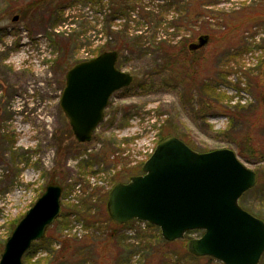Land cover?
<instances>
[{
    "label": "rangeland",
    "instance_id": "1",
    "mask_svg": "<svg viewBox=\"0 0 264 264\" xmlns=\"http://www.w3.org/2000/svg\"><path fill=\"white\" fill-rule=\"evenodd\" d=\"M216 1L221 10L254 0ZM29 2L0 0V260L17 224L46 186L57 182L64 189L60 216L47 230L46 242L34 244L25 254L24 264L60 250L61 239L69 232L92 238L101 251L90 261L76 256L75 263L67 264H126L128 252L118 254L113 250L117 244L102 248L113 227L102 195L116 183L141 175L151 151L169 130L200 153L232 149L247 168L256 171L258 182L244 193L240 205L264 220L260 175L264 174V25H247L240 36L213 39L201 34L209 36L208 43L189 49L191 53L183 57L185 68L174 77L157 69L163 62L157 52L128 53L121 69L133 75V83L113 93L91 141L80 143L60 107L70 68L105 45L113 30H125L129 23L134 35L143 32L152 38L153 31L158 37L169 35L177 55L181 40L200 26L209 27L204 23L208 18L197 26L167 30L168 21L174 19L170 12L162 25H144L136 31V23L143 22L142 5L156 7L159 1L136 0L129 14L116 10L113 0H48L40 9L24 10ZM236 41L243 45L235 47ZM96 190L89 201L95 224L85 227L75 214L67 216ZM62 221H68V227L62 228ZM140 224L121 228L126 244ZM201 235L186 234L155 257L146 254L148 263L135 253L130 264H223L188 255V242ZM259 264H264V254Z\"/></svg>",
    "mask_w": 264,
    "mask_h": 264
},
{
    "label": "water",
    "instance_id": "2",
    "mask_svg": "<svg viewBox=\"0 0 264 264\" xmlns=\"http://www.w3.org/2000/svg\"><path fill=\"white\" fill-rule=\"evenodd\" d=\"M208 41L209 36L202 35L189 49L197 50ZM118 58L117 51H107L67 71L60 107L80 143L92 139L113 93L133 83V75L117 67ZM142 170L110 191L107 209L114 223L139 220L154 225L168 242L201 231L202 236L188 242L192 255L223 264H259L264 220L240 205L243 194L256 186L258 174L232 149L200 153L169 135ZM63 190L57 182L46 186L8 238L0 264H24L25 254L59 218Z\"/></svg>",
    "mask_w": 264,
    "mask_h": 264
},
{
    "label": "trees",
    "instance_id": "3",
    "mask_svg": "<svg viewBox=\"0 0 264 264\" xmlns=\"http://www.w3.org/2000/svg\"><path fill=\"white\" fill-rule=\"evenodd\" d=\"M47 1L48 0H30V2L26 6V9L24 10L40 9L47 3ZM157 1H159V3L156 7H151L150 5H142L141 11L139 12L141 14V20H143V22L138 21L136 23L138 27L136 31H139V27H144V25L151 27H158L159 25H162L163 23L167 22L165 20V16L168 15L170 12H173L174 19L172 18L173 20L168 21L169 25L167 27V30L173 27L177 28V30L179 31L186 27L189 28V25L197 26L198 23L202 22V20L205 18H208V21L206 20L204 23L208 24L209 27L200 26V29H198L197 31L192 30L190 35H188L185 39L181 40V47L179 51L180 53L176 55L175 50L177 47L176 45L172 44L169 35L158 37L156 35V32L154 31L153 33L155 35L152 38H150L149 35L145 36L143 32L141 34L136 33L134 35L129 30V27L131 26L129 23L131 22V17L127 16V23H129V25L125 24L126 29L113 30L109 35L111 39L108 40L105 45L98 48L97 51L92 54L91 57L86 58L85 60L96 57L101 53L107 51H117L119 54L117 67L121 69V67L124 66L129 60L127 57L128 53H130L128 55H147L151 51H154L157 52V55L161 56L160 59H162L163 61L161 65H158L157 69L160 71H164L169 75L171 74V76H177L179 74L178 70H182L185 68V61L187 59H184L183 57L184 55L191 53L188 47L190 45L189 41H191L193 38L195 39L197 36L199 37L201 34L204 33L209 34V36L213 39L217 38L218 35L222 36L223 34L228 36L237 34L238 36H240L246 31L247 25L249 26L251 24L258 27L264 25V0H254L253 2H250L248 4L243 3L242 7L240 8H228L221 10L218 9L220 1L216 0ZM134 3H136V0H113V4L115 5L116 10H119L121 14H124V11L127 14L131 13V11L136 8V4ZM214 7L217 8L216 10L218 11H215L213 9ZM188 37L189 39H187ZM241 42L236 41L234 46H242L243 44ZM147 44L149 47H147ZM228 44H231V42H228L227 45ZM150 48L154 49L151 50ZM81 61L83 60H80L78 62ZM183 80L184 79H180L178 83L182 84ZM169 135H173L170 130L168 131V134L162 136L160 141H162L165 137ZM183 141H185L193 150H195L190 142L186 140ZM260 175H262L263 179L264 174L261 173ZM110 191L111 190L107 191L104 195H102V198L106 203L108 202ZM96 193L97 190L91 193L89 199H81V203L74 207V209H76L75 212H71L67 216L75 214L76 217L79 218L78 220L84 221L85 227H90L95 224L96 221H94L92 210L90 208L92 205L89 201L92 200V197H95ZM107 216L108 221L113 225V227L111 228L110 234L106 237V239L103 240V243L105 244H103L102 248L104 249L105 247H110L111 249H113L112 245L114 246V244H117V246L114 247L113 250H116L118 254H120L121 252H128L126 264H130L131 257H133L135 253L141 254L142 259L148 263L149 260L146 258V254L152 252L153 257H155L157 253L165 251L168 246H171L173 244V242L166 241L162 237L160 229L154 225L143 223L138 220H134L130 223L120 225L114 223L113 220L110 218L109 214ZM135 222L141 223V227L134 234V236L129 237V243L126 244L125 240H123L124 238H122L123 235L120 233L122 230L121 228L129 227ZM68 225V221H62L61 223L62 228L68 227ZM195 232L200 231H193L189 232L188 234ZM124 237L127 236L124 234ZM46 240L47 239L45 236L41 241L35 242L34 244H44ZM100 251L101 250L97 249V245L95 244L92 238H89L88 236H81L79 234L77 235L76 233L72 235L69 232L64 235V237L61 239V248L60 250L56 251L57 253L47 252L46 257L40 259L37 263L32 264H42L44 261L47 260H50L51 264H67L68 262L75 263L77 261L76 256L80 257L81 261L87 262L90 261V258L92 256H95V254H99ZM188 255L192 259H199V257H196L191 253H188ZM151 262H153V258L151 259Z\"/></svg>",
    "mask_w": 264,
    "mask_h": 264
},
{
    "label": "built area",
    "instance_id": "4",
    "mask_svg": "<svg viewBox=\"0 0 264 264\" xmlns=\"http://www.w3.org/2000/svg\"><path fill=\"white\" fill-rule=\"evenodd\" d=\"M152 152V151H151Z\"/></svg>",
    "mask_w": 264,
    "mask_h": 264
}]
</instances>
